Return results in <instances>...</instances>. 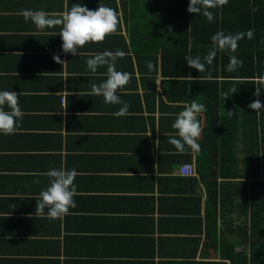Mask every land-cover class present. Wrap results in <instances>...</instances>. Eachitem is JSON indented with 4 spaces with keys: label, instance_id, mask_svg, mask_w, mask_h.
Listing matches in <instances>:
<instances>
[{
    "label": "crops",
    "instance_id": "crops-1",
    "mask_svg": "<svg viewBox=\"0 0 264 264\" xmlns=\"http://www.w3.org/2000/svg\"><path fill=\"white\" fill-rule=\"evenodd\" d=\"M99 3L117 10L121 23L77 56L61 52L59 27L40 31L20 14L58 16L73 4L96 10ZM149 4L0 0V91H16L24 114L14 134H0V264H233L225 251L236 242L250 263L248 179L217 174L221 148L209 152L200 145L210 134L204 139L201 132L198 152L180 153L168 142L177 114L200 101L161 76L158 57L155 76L146 67ZM117 50L126 55L116 70L132 77L118 92L129 105L120 117L114 113L122 105L88 95L107 78V67L92 73L86 65ZM205 117H198L202 130ZM183 163L194 175L177 173ZM53 168L76 170V206L49 220L47 208L45 216L36 215L35 197L48 187L45 173ZM263 178L260 173L257 181Z\"/></svg>",
    "mask_w": 264,
    "mask_h": 264
},
{
    "label": "trees",
    "instance_id": "trees-1",
    "mask_svg": "<svg viewBox=\"0 0 264 264\" xmlns=\"http://www.w3.org/2000/svg\"><path fill=\"white\" fill-rule=\"evenodd\" d=\"M149 2L146 6L152 16L153 31L147 56L154 65L152 76L158 57L161 76L180 85L184 95L199 98L200 104L205 105L203 138L210 135L200 145L208 147L209 152L221 148L218 175L248 179L245 232L252 250L249 264H255L254 259L264 264V178L257 181L259 174L264 173V108L254 112L248 107L256 99L264 106V89L259 97L253 95L255 80L264 76V0H228L226 6L211 10V23L201 14L187 12L189 0ZM249 29L254 30V38L240 40L235 53L218 51L213 63L206 65V72L199 73L186 64L187 56L207 55L216 32L236 34ZM230 55L243 61L242 67L233 72L226 70ZM233 88L237 92L232 94ZM255 181L257 185L263 184V191H257ZM235 244L229 245L226 254L233 264H248L243 249L235 250Z\"/></svg>",
    "mask_w": 264,
    "mask_h": 264
},
{
    "label": "clouds",
    "instance_id": "clouds-1",
    "mask_svg": "<svg viewBox=\"0 0 264 264\" xmlns=\"http://www.w3.org/2000/svg\"><path fill=\"white\" fill-rule=\"evenodd\" d=\"M227 4L228 0H189L187 12L193 15L201 14L211 23L214 20V13L211 10L222 8ZM253 11L256 9L253 8ZM20 14L25 23L31 22L40 31L46 28L59 27L60 30L57 35L62 42L61 52L73 56H77L79 54L78 49L86 44L102 43L107 36L114 35L121 23L120 13L103 3H99L96 10H90L81 4H73L70 10L60 13L58 16H50L43 10L33 11L31 9H25ZM245 37L254 38V30L249 29L246 32L236 34H225L223 31H218L211 37L212 46L207 55L203 58L187 56L184 58L185 62L188 67L196 69L199 73L206 72V65L213 63L218 51L235 53L239 47L238 42ZM125 55L126 53L121 50L105 51L86 61L87 68L92 73H95L101 66L107 67V78L99 84H92L88 95L103 97L105 104L122 105L114 113L116 117L126 115L129 108V105L120 99L118 92L130 82L131 73L116 70L117 59L123 58ZM52 59L55 63L66 64L59 55H53ZM242 65V60H239L235 55H230L226 70L233 72ZM146 67L150 72L154 69L151 61L146 62ZM254 84L253 95L259 97L261 90L264 89V76L257 78ZM236 92L237 89L233 88L232 94ZM248 107L254 112L264 108L259 99L250 103ZM204 111L205 105L192 102L190 105H185L183 110L177 114L172 124V128L176 130L175 135L168 142L178 152L184 153L188 150L198 152L200 150L197 141L201 136L202 127L198 117ZM228 113L232 115L231 112ZM23 115L18 93L13 90L0 91V134H14L19 127L18 122L23 119ZM156 142L158 143V140ZM45 175L49 178V184L46 189L39 193L38 197H35L36 215L45 216V209L47 208L46 216L49 220L61 219L68 215L71 208L76 206L73 198L76 194L74 181L77 172L75 169L53 168L48 170Z\"/></svg>",
    "mask_w": 264,
    "mask_h": 264
},
{
    "label": "built area",
    "instance_id": "built-area-1",
    "mask_svg": "<svg viewBox=\"0 0 264 264\" xmlns=\"http://www.w3.org/2000/svg\"><path fill=\"white\" fill-rule=\"evenodd\" d=\"M177 173L183 176H191L194 175V169L190 163H183L177 167Z\"/></svg>",
    "mask_w": 264,
    "mask_h": 264
}]
</instances>
